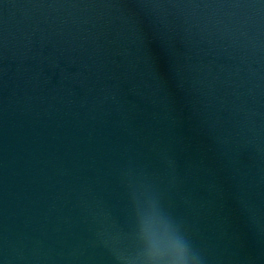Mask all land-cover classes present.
<instances>
[{"label":"water","instance_id":"obj_1","mask_svg":"<svg viewBox=\"0 0 264 264\" xmlns=\"http://www.w3.org/2000/svg\"><path fill=\"white\" fill-rule=\"evenodd\" d=\"M0 264H264V0H0Z\"/></svg>","mask_w":264,"mask_h":264}]
</instances>
